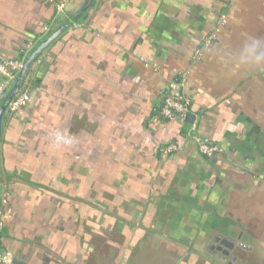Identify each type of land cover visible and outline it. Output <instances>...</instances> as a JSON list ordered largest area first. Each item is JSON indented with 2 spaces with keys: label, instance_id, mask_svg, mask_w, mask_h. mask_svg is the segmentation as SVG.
<instances>
[{
  "label": "crops",
  "instance_id": "0c3cea01",
  "mask_svg": "<svg viewBox=\"0 0 264 264\" xmlns=\"http://www.w3.org/2000/svg\"><path fill=\"white\" fill-rule=\"evenodd\" d=\"M54 1L65 17L49 0H0V60L86 2ZM74 24L1 123L0 264H264V0H95ZM172 81L191 99L185 123L157 117Z\"/></svg>",
  "mask_w": 264,
  "mask_h": 264
},
{
  "label": "built area",
  "instance_id": "2783aa9c",
  "mask_svg": "<svg viewBox=\"0 0 264 264\" xmlns=\"http://www.w3.org/2000/svg\"><path fill=\"white\" fill-rule=\"evenodd\" d=\"M50 3L55 4L58 17L66 16L67 2H56L49 0ZM229 14L222 12L215 22L214 29L208 34L203 44L196 50L193 60L195 63L200 62L204 57V53L213 46L218 39L219 34L228 25ZM74 27L77 24H73ZM46 32L50 31V27H46ZM36 45L30 44L24 53V56L19 59H2L0 60V107L3 102V97L9 92L14 80L22 72L27 56L35 50ZM38 61V60H37ZM36 61V62H37ZM31 99V81L25 79L20 90L9 105V116H15L26 108ZM191 111V99L185 96L183 92V84L172 81L167 87V94L164 97L162 108L158 114V120H172L178 118L181 123H185ZM197 142L199 152L207 159L214 158L215 154L219 152V148L212 145L198 137H194ZM179 151V147L175 143H170L161 146L158 149V155L162 159H167ZM6 202V200L4 201ZM9 256L0 251V263H8Z\"/></svg>",
  "mask_w": 264,
  "mask_h": 264
},
{
  "label": "water",
  "instance_id": "95a60500",
  "mask_svg": "<svg viewBox=\"0 0 264 264\" xmlns=\"http://www.w3.org/2000/svg\"><path fill=\"white\" fill-rule=\"evenodd\" d=\"M95 0H86L80 11L75 16L74 20H67L66 26H63L56 30L50 37L42 43L39 47H36L35 50H33L26 58L24 68L22 72L19 74V76L14 80L11 89L5 96L3 97V102L0 107V135H1V123L4 119V116L9 115V105L20 90L21 86L23 85L25 79L27 78L32 66L35 64V62L38 60L44 49L64 30L69 28L72 24L77 23L82 17H84L92 5L94 4ZM167 94V91H166ZM165 94V95H166ZM217 156L215 154L214 158ZM0 205H1V198H0Z\"/></svg>",
  "mask_w": 264,
  "mask_h": 264
},
{
  "label": "flooded vegetation",
  "instance_id": "af4514ba",
  "mask_svg": "<svg viewBox=\"0 0 264 264\" xmlns=\"http://www.w3.org/2000/svg\"><path fill=\"white\" fill-rule=\"evenodd\" d=\"M215 43H216V42H214V44H215ZM214 44H213V45H214ZM228 247H229V246H228ZM225 253H226V254H228V252H227V251H225Z\"/></svg>",
  "mask_w": 264,
  "mask_h": 264
},
{
  "label": "trees",
  "instance_id": "16d2710c",
  "mask_svg": "<svg viewBox=\"0 0 264 264\" xmlns=\"http://www.w3.org/2000/svg\"><path fill=\"white\" fill-rule=\"evenodd\" d=\"M163 105V104H162ZM162 106L160 107V110H161Z\"/></svg>",
  "mask_w": 264,
  "mask_h": 264
}]
</instances>
